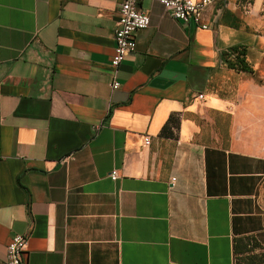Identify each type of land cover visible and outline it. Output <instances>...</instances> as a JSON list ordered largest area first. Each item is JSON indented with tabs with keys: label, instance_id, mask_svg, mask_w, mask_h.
<instances>
[{
	"label": "crops",
	"instance_id": "1",
	"mask_svg": "<svg viewBox=\"0 0 264 264\" xmlns=\"http://www.w3.org/2000/svg\"><path fill=\"white\" fill-rule=\"evenodd\" d=\"M120 3L0 0V264L16 233L27 264H238L264 231V0H145L116 70Z\"/></svg>",
	"mask_w": 264,
	"mask_h": 264
},
{
	"label": "built area",
	"instance_id": "2",
	"mask_svg": "<svg viewBox=\"0 0 264 264\" xmlns=\"http://www.w3.org/2000/svg\"><path fill=\"white\" fill-rule=\"evenodd\" d=\"M145 0H121L119 7L118 23L114 30L115 53L111 64L117 70L126 57L136 49V32L148 27L151 16L142 8ZM173 17L186 24H194L199 28H208L204 20L205 11L216 0H159ZM119 80L112 81L113 89H118ZM202 96V94H201ZM145 142L150 143V138L145 137ZM113 178L117 172H112ZM28 236L16 233L7 245L6 264H27Z\"/></svg>",
	"mask_w": 264,
	"mask_h": 264
},
{
	"label": "trees",
	"instance_id": "3",
	"mask_svg": "<svg viewBox=\"0 0 264 264\" xmlns=\"http://www.w3.org/2000/svg\"><path fill=\"white\" fill-rule=\"evenodd\" d=\"M248 49L244 45H233L221 52L222 59L230 68L238 71L253 72V67L247 60ZM173 116L169 122L172 121ZM168 128V123L163 132ZM235 253L238 264H264V247L259 243L253 244V236H240L235 241Z\"/></svg>",
	"mask_w": 264,
	"mask_h": 264
},
{
	"label": "rangeland",
	"instance_id": "4",
	"mask_svg": "<svg viewBox=\"0 0 264 264\" xmlns=\"http://www.w3.org/2000/svg\"><path fill=\"white\" fill-rule=\"evenodd\" d=\"M252 236H253V244L259 243L261 246L264 247V231L259 232L257 234H253Z\"/></svg>",
	"mask_w": 264,
	"mask_h": 264
}]
</instances>
